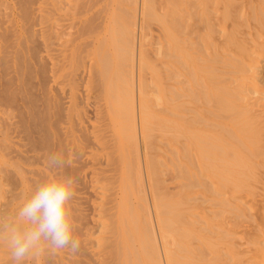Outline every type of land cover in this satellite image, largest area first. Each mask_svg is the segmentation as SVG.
I'll return each mask as SVG.
<instances>
[{"label": "bare ground", "instance_id": "1", "mask_svg": "<svg viewBox=\"0 0 264 264\" xmlns=\"http://www.w3.org/2000/svg\"><path fill=\"white\" fill-rule=\"evenodd\" d=\"M90 1L92 6H79L80 0H0V202L11 204L9 216L14 214L34 187L53 174L46 163L49 153H63L70 164L57 174L78 181L71 207L74 235L81 240L79 253L64 250L53 255L45 250L23 264H227L224 246L236 247L231 237L227 239L232 230L222 237L228 221H217L225 204H220L219 212H211L214 217L203 212L202 227L195 228L181 223L187 220L183 208L191 194L176 192L179 198L172 201L167 190L205 186L206 181L216 196L214 202L231 204L230 212L236 217L244 218L248 208L255 212L248 216L264 217V211L260 212L264 206H257L255 200V192L264 191V103L257 113L254 106L263 99L252 105L243 95L250 90L259 93L260 82L254 81L256 75L251 72L263 57L264 0H255L259 5L253 3L252 9L233 6L235 0H224L227 6L220 1L224 5L217 12L223 35L213 40L216 70L211 65L205 66L207 70L203 67L202 20L209 18L202 15V6H197L203 10L199 16L197 11L194 14L196 6L162 11L169 21L159 16L163 43L155 58L159 68L152 69L155 101L145 85L149 59L143 46L148 21L155 19L154 0H124L127 6L120 5L121 9L118 0ZM76 18L80 21L74 22ZM117 49H124L130 63L128 87L122 83L126 78L121 81L125 73L117 74L122 53ZM85 54L88 61L95 59L96 64L90 62L96 65L94 71L84 65ZM84 73L95 87L93 96L81 93L80 85L87 81ZM206 96L213 103L209 115L201 106ZM155 141L160 142L158 150L152 146ZM153 150L172 157L163 158L165 166L163 160L155 166L154 158L153 166L146 157ZM155 167L158 172L159 167L167 170L166 183L180 182L165 190L158 188L161 175L155 176ZM245 201L251 205L247 209ZM231 202L246 204L232 206ZM261 202L264 205V198ZM176 222L189 227L178 228ZM260 223L262 235L255 241L262 244L264 221ZM235 257L232 264L243 263ZM0 264H14L2 234Z\"/></svg>", "mask_w": 264, "mask_h": 264}, {"label": "rangeland", "instance_id": "2", "mask_svg": "<svg viewBox=\"0 0 264 264\" xmlns=\"http://www.w3.org/2000/svg\"><path fill=\"white\" fill-rule=\"evenodd\" d=\"M84 1V3H82L81 2V0H80V3H79V6H83V5H86V6H92V3H91V1L90 0H83ZM173 0H154L153 2H155V3H153V5L152 6H154L155 8H156V11L158 12V13H160V15H158V13L155 11V10H153L152 12H154V15H155V19H151V21L149 20L148 22V24H147V30L145 31L146 33H147V36H146V34H145V38H144V41H143V46L145 47V53H144V55H145V57L147 58V59H149L148 61H149V64H148V62H147V69H146V71L144 72V74H145V85H146V87L148 88V90H147V92H148V94L150 95V99L152 100V101H155V98H156V88H155V82L153 81V75H154V71H155V69L156 70H158V66L155 68V64H156V62H155V58H156V55L158 54V49H159V47H160V43H163V38H162V36H163V32H162V30H163V28H161V27H163L162 26V24L160 23V21H159V19H160V17L159 16H161V14H162V16H164L163 18L164 19H166L168 16L167 15H165V12H169V9H171V7L172 6H196L195 7V13H194V10H193V13L194 14H196L197 12V14H198V16H199V14H202L203 13V10L202 9H204V13L202 14V15H204L205 14V17L207 16L209 19H207V18H205V20L203 19L204 18V16H202L201 15V17H202V19L201 18H198L197 19V17H196V20H202L203 21V23L206 25H204L203 26V28H204V30L202 31V42H201V46H200V48H201V50H202V56H203V59L206 61V62H204L203 63V67L205 68V66H208V67H210V65H211V67H213V69L214 70H216V67H217V64H216V58H217V56H216V53H217V48H216V46H215V44H213V40L214 39H219L220 37V35H223L222 33H220L221 31H220V13H218L217 12V8L219 9V8H221V6H223L222 4H220V1L221 0H186V1H184V2H182V0H181V2H180V0H179V2H178V0H174L173 2H172ZM189 1V2H188ZM199 1V2H198ZM234 1V0H233ZM254 1V2H253ZM258 1V0H257ZM257 1H256V3H257ZM123 2H124V0H118V2H117V4L119 5V7H120V9L123 7V6H127V2H124V4L125 5H123ZM205 3V4H203V3ZM222 2H225V6H227V4H228V2L227 1H222ZM227 2V3H226ZM81 3H82V5H81ZM86 3V4H85ZM253 3L256 5V3H255V0H235L234 1V3L232 4L233 6H250V8L252 7V6H255V5H253ZM173 4V5H172ZM122 7H121V6ZM202 6V9L200 8V9H198L199 8V6ZM257 5H259V2L257 3ZM164 6V7H163ZM166 6H169V8L167 9L166 8ZM197 6H198V8H197ZM206 6V7H205ZM204 7V8H203ZM154 8V9H155ZM164 8V9H163ZM250 8H248V9H250ZM206 9V10H205ZM252 9V8H251ZM200 10H202V12H200ZM162 11H165L164 13H162ZM197 11V12H196ZM207 13H206V12ZM250 11V10H249ZM156 12V13H155ZM241 13V12H240ZM158 16H157V15ZM168 14V13H167ZM157 16V17H156ZM75 18V17H74ZM78 18V17H77ZM76 18V19H77ZM158 18V19H157ZM79 19H80V17H79ZM79 19H77V20H75L74 19V22L75 21H78ZM158 21H157V20ZM152 20H154L155 22H153ZM80 21V20H79ZM78 21V22H79ZM159 22V23H157V22ZM167 21H169V17L167 18ZM166 21V22H167ZM205 21V22H204ZM207 21H208V23H207ZM192 23H193V21H192ZM161 25V26H160ZM207 25H209V26H207ZM205 27H206V30H205ZM162 30H161V29ZM208 29H209V31L210 30H212V31H208ZM159 31H161V33L162 34H160L159 33ZM205 31H206V33H205ZM209 32V33H208ZM207 33H208V35H207ZM255 33L256 34H258V32H256L255 31ZM210 34H211V37H210ZM160 35H162V36H160ZM160 36V37H159ZM256 36V35H255ZM86 38V37H85ZM203 38H206V39H203ZM87 39H89V40H87ZM248 39H252V38H248ZM255 39V38H254ZM86 40L87 41H90V38H88V35H87V38H86ZM147 40V41H146ZM160 40V41H159ZM162 40V41H161ZM262 40H264V39H262ZM85 41V40H84ZM87 41H85L86 43H88ZM204 41V42H203ZM206 41V42H205ZM212 43H211V42ZM77 43H79V41H77L76 43H75V45H77ZM80 43H82V41H80ZM145 43V44H144ZM207 44V45H206ZM75 45H74V48L76 49V47H78V46H76L75 47ZM207 46H208V48H207ZM264 47V46H263ZM262 47V54L261 55H263V57L260 55H258V57H262L261 59L260 58H258L257 56H256V58H258V63L260 64V65H258L257 63L254 65V72H253V70H252V72H251V74H253L252 76H255L256 75V79H255V77H254V81H257V82H260V83H258L257 84V91L259 92V93H252L253 91L252 90H250L249 92L247 91V92H244V94L243 95H246V102H250L249 104H255V102L254 101H257L258 99H263V100H261V101H259L254 107L256 108L255 110H256V112L257 113H259L258 111L260 110L259 109V106L261 105V104H263L264 103V95H263V93H264V48ZM156 48H157V50H156ZM144 49V48H143ZM119 49H117V52L119 53V51H121L122 53L121 54H119V56L122 58H120L119 60H118V67H117V74L119 75H121V72H122V75H124V73H125V75H124V77H121V81L124 79V78H126L125 80H123L124 82H122V83H124V87L126 86L125 85V81L128 83V79H127V75L126 74H128V72L131 70L130 69V66H129V68H128V64H130L129 63V60L127 59V57H126V54H125V52H124V49H120L119 51H118ZM208 50V51H207ZM88 52V51H87ZM116 52V53H117ZM156 52V53H155ZM209 52V53H208ZM78 53V52H77ZM117 53V54H118ZM92 54V53H91ZM90 53L88 54V56H92ZM116 54V55H117ZM86 55V57H84V62H85V58H86V63L84 64V65H87V67L86 68H88L89 70H92V71H94V69H96L95 68V66L93 65V64H96V62L95 63H93L94 61H95V59L94 58H92V57H94V56H92V57H89V61L87 60L88 59V56H87V54H85ZM84 55V56H85ZM115 55V56H116ZM256 55V54H255ZM210 56V57H209ZM254 56V55H253ZM116 57H118V56H116ZM255 58V57H254ZM255 58V59H256ZM82 59H83V57H82ZM114 59V58H113ZM116 59H114V61H116ZM151 59V60H150ZM154 59V60H153ZM210 59V60H209ZM121 60V61H120ZM153 60V61H152ZM113 61V62H114ZM89 62V63H88ZM93 63V64H91V63ZM117 62V61H116ZM122 62L124 63V64H122ZM153 62V63H152ZM263 62V63H262ZM150 63H152V64H150ZM208 64V65H206V64ZM91 64V65H90ZM205 64V65H204ZM116 65V64H115ZM114 64H113V66H115ZM122 66H123V68H122ZM93 67V68H92ZM116 67V66H115ZM115 67H113V68H115ZM112 68V71L113 70H115V69H113ZM130 69V70H129ZM152 69H154V71H152ZM206 70H207V67L205 68ZM258 69H259V71H258ZM89 70H87V72L89 71ZM123 70V71H122ZM125 70V71H124ZM210 70V69H209ZM92 71L90 72V73H92ZM114 72V71H113ZM112 72V73H113ZM116 72V71H115ZM215 72V71H214ZM257 72V73H256ZM89 72H88V74H90ZM135 73H136V70H135ZM129 74H130V72H129ZM249 74V73H248ZM248 74L246 75V76H248ZM84 75L86 76L87 74H85L84 73ZM119 75V76H120ZM251 76V77H252ZM129 78V77H128ZM85 79L87 80V79H89V76L87 75V77H85ZM88 81V80H87ZM87 81H83L82 83H81V93H84V96L86 97V92L85 91H87V94H89V95H87V96H93L94 94L93 93H95V90H92V89H95V87H94V85H93V82H92V85H91V81L89 82L88 81V84H89V86L88 85H86V83H87ZM86 82V83H85ZM241 82H243L244 84H246V83H248L247 81L246 82H244V81H241ZM256 82V83H257ZM85 83V84H84ZM126 83V84H127ZM207 83L208 82H205V85H207ZM239 83H240V81H239ZM84 84V85H83ZM235 84H238V83H235ZM82 85H83V87H82ZM259 85V86H258ZM262 85V86H261ZM92 86V87H91ZM234 86V85H233ZM232 86V87H233ZM236 86V85H235ZM126 87H128V85L126 86ZM206 88H207V86H205ZM259 87V88H258ZM85 88V89H84ZM204 89V93H206L207 94V89H205V88H203ZM259 94V95H258ZM82 96H83V94H82ZM248 97V98H247ZM211 96H210V98L208 99L207 98V96H206V101L205 102H203L202 103V107H203V109H204V114L205 115H209L208 114V112L209 111H211L212 110V105H213V103H212V101H211ZM261 103V104H260ZM257 106V107H256ZM253 107V108H254ZM254 110V109H253ZM254 110V111H255ZM154 139V138H153ZM154 140H157V139H154ZM154 143V142H153ZM155 145H152V146H157L156 148H157V150H158V146L160 145V142H158V141H155V143H154ZM142 153H143V155H145V152H147V151H145V146L143 145V141H142ZM151 149L153 148L154 149V147H150ZM149 149V148H148ZM154 151V150H153ZM152 152V151H151ZM156 151H154L153 152V157L151 156V155H149V156H147L146 155V157H148L147 158V160L148 161H151L152 162V165H153V159H154V164H155V166H157L158 164H156V163H159V165L161 164V161H162V163H163V165H164V162H165V160L163 159V158H166V157H172L171 155H169V154H165V156L163 157V155L162 154H160V152L158 151V152H156L157 154L159 153V155L160 156H158V155H156V154H154ZM147 154V153H146ZM167 155V156H166ZM154 156H157V158L156 157H154ZM150 158V159H149ZM167 159V158H166ZM161 160V161H160ZM156 161V162H155ZM160 161V162H159ZM151 162H149V165H150V163ZM175 162V161H174ZM173 162V163H174ZM169 163V162H168ZM158 165V166H159ZM162 165V164H161ZM154 166V165H153ZM165 166V165H164ZM150 168H152V166H150ZM155 168H157V167H155ZM164 168H166V167H164ZM150 170V169H149ZM152 170V172H153V170L154 169H151ZM150 170V171H151ZM158 170V168L156 169V171ZM164 170H166V169H164ZM163 170V168H161V167H159V172L157 171V172H155L154 171V173H155V176H157V174H158V176H160L161 177V181L159 180L160 179V177H158L159 179H158V181L159 182H161V183H159L158 181V183H156V184H162L161 185V187L160 186H158V188H164L163 190H165V189H167L168 187H172V186H174L175 184H177L178 183V181L179 180H175L176 182H174V183H171L172 181H169V182H167L166 183V180L167 179H169V176H168V178H165V177H167V173H165V172H167V170L166 171H164ZM195 171V170H194ZM193 171V172H194ZM151 172V173H152ZM157 173V174H156ZM160 173V174H159ZM154 175V174H153ZM157 179V178H156ZM145 184H146V193H147V196H148V198H149V200H150V202H152V197H150V195H151V193H150V191H149V181H147L146 179H145ZM180 182V181H179ZM166 183V184H165ZM203 183H205L206 185L205 186H202L201 184L199 185V184H197V186L196 185H194L192 188H184L183 190L182 189H176V191L175 192H173L174 190H167V194L168 193H170L169 195L171 196H169V199L171 198L172 199V201L174 200H176V199H178L179 197L177 196V194H185L186 192L187 193H189V194H191L190 196H191V198H190V196L188 197V199H189V205H188V203L186 204L187 206H186V209H185V207L183 208V211H184V213L185 214H187L188 215V217H186L185 219H187V220H185V222L187 223H185L184 221L183 222H181V223H183V224H185V225H188V223L192 226V227H195V228H199V227H202V225L200 224L201 223V221H204V220H202V217H201V215L203 216V212H204V215L206 214L207 216H210V214H211V217H214L215 215L214 214H212L211 212L212 211H214V212H216V211H218L219 212V210H222V209H220V207L221 208H223L224 207V204H225V207L226 208H224L223 209V211L225 212H223V216H221L220 215V213H221V211H220V213H219V215H220V217L221 218H218V220L217 221H219V220H221L222 222H224V221H228V222H224V227H223V235H222V237L223 236H226L225 235V233H227V236H226V238L228 237V232L230 231V230H232V234H231V232L229 233V235L231 234V235H234V231L236 230V235H234L233 237L230 235L227 239L229 240V238H230V240H232L233 242V244H235L234 246L236 247V249L235 248H233L234 250H232V245H227L226 244V246H224L225 247V249L223 250V253H222V255H223V261L224 262H227V264H229V263H231L232 264V261H233V259L231 258V257H235V259L236 260H238V262L240 261L241 263H242V261H243V263L244 264H263V260H264V238H262L261 240H262V244H259V241H255V239L256 238H258L259 236H261L262 234L259 232L260 231V222L263 220L264 221V217H262L261 216V219H258L256 216V218L255 217H252L251 215H252V212L253 213H255L253 210L252 211H250V208H248V207H250L251 205H250V203H248L247 201H245L246 203H247V207H246V209L248 210L247 211V215H245V216H248L249 214L248 213H251V217H252V219H246L245 218V216H244V218L242 217V218H238V217H236L232 212H233V210H234V208L233 207H230L231 206V204H228V205H226V203H218V202H214V199L216 198V196H213V195H211V189H210V187H208L207 186V184H208V182H206V181H203ZM163 184L164 185H166L165 187L163 186ZM170 185V186H169ZM210 186V185H209ZM148 190V191H147ZM205 190H206V192H205ZM208 190V191H207ZM210 190V191H209ZM162 191V190H161ZM183 191V192H182ZM166 192V191H165ZM164 192V193H165ZM176 192H179V193H176ZM208 192H210L209 194H208ZM150 195H149V194ZM159 193H160V191H159ZM164 193L162 194V192L160 193V195L162 194V196L164 195ZM207 193V194H206ZM256 193V197L258 196V198L257 199H255V200H257L259 203H257V201H255V203H257V206H264V205H262V202H261V200H263V198H264V191H257V192H255ZM166 194V193H165ZM203 194H204V196L206 197V198H204V196H203ZM212 196V197H211ZM261 196V197H260ZM195 197V198H194ZM203 197V198H202ZM167 198H168V196H167ZM212 198H213V200H212ZM204 199V200H203ZM220 199H224V198H220ZM220 199H219V201H220ZM217 200V199H216ZM241 201H243V199H240ZM249 200V199H248ZM7 201V200H6ZM190 201H194V202H190ZM196 201V202H195ZM208 201H212V202H214V203H212V202H208ZM239 201V200H238ZM250 201V200H249ZM260 202H261V204H260ZM6 203L7 202H5V200H4V202L2 201V202H0V218H4V217H7V216H9V211L11 210V204H9L10 206H8V204L6 205ZM216 203V204H215ZM232 203V202H231ZM242 203H243V205H245L244 204V202H235V203H232V206H234L235 204L238 206V205H240L241 204V206H242ZM220 204H223V207L220 205ZM249 204V205H248ZM259 204V205H258ZM263 204H264V202H263ZM208 205H210L209 207H208ZM189 206H190V209H189ZM220 206V207H219ZM227 206H229L230 208L228 209V207ZM192 207V208H191ZM215 207H216V209H217V207L219 208L218 210H215ZM240 207V206H239ZM202 208H204L203 210H202ZM210 208V209H209ZM233 208V209H232ZM194 209V210H193ZM200 209V210H199ZM241 209H243V207L241 208ZM245 209V208H244ZM197 210V212H195ZM210 212H209V211ZM227 210H229V211H227ZM230 210L232 211V212H230ZM194 211V212H193ZM245 211V210H244ZM264 211V209H262L260 212H263ZM210 213V214H209ZM227 213V214H226ZM230 213V214H229ZM232 213V214H231ZM264 213V212H263ZM226 214V215H225ZM176 215V214H175ZM186 215V216H187ZM190 215V216H189ZM230 215V216H229ZM196 216H197V218H196ZM228 218H227V217ZM235 216V218L233 219V217ZM250 216H248V217H250ZM264 216V215H263ZM195 217V218H194ZM190 218V219H189ZM194 218V219H193ZM204 218V217H203ZM227 219V220H225V219ZM238 220H237V219ZM260 218V217H259ZM154 219V221H155V218H153ZM193 219V220H192ZM205 219V218H204ZM224 219V220H223ZM229 219H231V220H229ZM246 221H245V220ZM184 220V219H183ZM215 220V219H214ZM215 220V221H216ZM234 220H236L235 222L236 223H234ZM241 220V221H240ZM190 221V222H189ZM198 223V224H196V223ZM200 222V223H199ZM154 223H156V222H154ZM179 223V222H178ZM178 223L176 222V224L178 225ZM181 223H179V225H178V228H182V226H184V225H182L181 226ZM221 223V222H220ZM230 223V224H229ZM233 223L234 224H236V225H234V226H232L233 225ZM193 224H195L194 226H193ZM227 224H229L228 226H227ZM177 225L176 226H174L175 228H177ZM198 225V226H197ZM232 226V228H231V226ZM154 226H156L155 227V230H156V233H158V227H157V224L155 225L154 224ZM181 226V227H180ZM190 226V227H191ZM225 226H227L226 227V231H225ZM185 227H189V226H184V228ZM234 230V231H233ZM225 231V232H224ZM251 233H253V235L255 234V236L252 238L251 237ZM257 234H260V235H257ZM0 236H1V234H0ZM157 236H158V234H157ZM176 237V236H175ZM178 237V236H177ZM159 240H158V243L160 242V238H159V236L157 237ZM225 238V237H224ZM225 238V239H226ZM252 238V239H251ZM180 238L178 237V242L180 241L179 240ZM224 240V242H229L228 240ZM257 243V244H256ZM195 244H200V242H196ZM231 246V247H230ZM159 247H161V244H159ZM174 247V246H173ZM177 248V247H176ZM175 249V248H174ZM227 249H228V251H227ZM226 250V251H225ZM229 250H232V252H233V254L235 255V256H233L232 255V252L230 251V255H229ZM228 252V253H227ZM227 254V256H226V254ZM162 254V253H161ZM239 256H241L242 258H240ZM230 257V258H229ZM243 259V260H239V259ZM223 262V263H224ZM242 263V264H243ZM240 264V263H239Z\"/></svg>", "mask_w": 264, "mask_h": 264}, {"label": "clouds", "instance_id": "3", "mask_svg": "<svg viewBox=\"0 0 264 264\" xmlns=\"http://www.w3.org/2000/svg\"><path fill=\"white\" fill-rule=\"evenodd\" d=\"M46 163L53 174L34 187L14 214L0 218V234L14 264H23L45 250L53 255L64 250L76 255L81 249V240L74 235L71 207L78 181L74 176L57 174L70 161L63 153L53 152L47 155Z\"/></svg>", "mask_w": 264, "mask_h": 264}]
</instances>
